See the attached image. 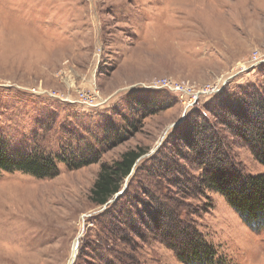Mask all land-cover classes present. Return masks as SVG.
<instances>
[{
  "label": "rangeland",
  "instance_id": "1",
  "mask_svg": "<svg viewBox=\"0 0 264 264\" xmlns=\"http://www.w3.org/2000/svg\"><path fill=\"white\" fill-rule=\"evenodd\" d=\"M259 52L264 0H0V138L15 150L35 144L52 155L96 154L79 168L59 163L55 177L0 175L1 264H70L76 244L72 264H117L126 251L139 264H185L142 224V236L129 230V243L107 238L111 216L142 211L165 196L179 197L217 262L264 264V226L251 228L219 192L173 185L179 176L168 181L150 161L179 143L196 111L213 119L205 106H220L222 96L230 106L235 95L262 92ZM161 79L207 93L185 110L176 93L146 87ZM226 136L245 173L263 174L249 148ZM137 148L145 152L141 169L125 180L119 206L93 203L101 165ZM173 156L192 177L201 172Z\"/></svg>",
  "mask_w": 264,
  "mask_h": 264
},
{
  "label": "trees",
  "instance_id": "2",
  "mask_svg": "<svg viewBox=\"0 0 264 264\" xmlns=\"http://www.w3.org/2000/svg\"><path fill=\"white\" fill-rule=\"evenodd\" d=\"M224 98L225 96L221 97L220 106L216 108L205 106L213 119L198 111L194 112L195 119L186 124L178 138L179 143L169 148L161 157L152 156L150 161L160 168L161 176L167 177L168 181L178 175L179 178L173 180V185H187L192 194L205 190L221 193L243 221L257 230L264 226V173H245L241 163L232 154L226 133L247 146L256 160L264 165V90L245 91L239 96L235 95L230 106L223 104ZM195 106L197 105L192 108ZM182 145L187 148V152H180ZM37 146L34 144L31 148L15 150L5 138H0V175L3 172L23 171L39 178L55 177L59 173L58 164L61 162L72 169L96 161V154L87 158L80 151L62 149L52 155ZM174 153L199 166L201 172L192 177L186 165L174 162ZM144 154L142 148L129 149L118 160L103 163L90 190L91 201L99 206L107 205L105 210L119 206L126 190L112 203L107 202L123 189L124 182L131 176L133 169L134 173L141 169L137 161ZM181 208L182 202L178 196H165V200L159 204L144 206L142 211L123 208L118 215L110 217L107 238L129 243V230L136 236H142L138 229V224H142L185 264H221L213 258L216 254L215 247L206 240L195 220L185 216ZM121 254L125 259L120 258L117 264H139L131 251Z\"/></svg>",
  "mask_w": 264,
  "mask_h": 264
},
{
  "label": "built area",
  "instance_id": "3",
  "mask_svg": "<svg viewBox=\"0 0 264 264\" xmlns=\"http://www.w3.org/2000/svg\"><path fill=\"white\" fill-rule=\"evenodd\" d=\"M256 63H259L261 61H264V54L261 55L260 52L258 53V56H255L254 58ZM172 81L167 79H161L159 83L156 84H148L146 87L149 89H163L167 88L169 91L176 93V97L179 99L181 98L183 100L184 109L188 110L191 109L197 102L199 101V98L204 94L207 93L206 89H200L196 90L193 88H184V86L171 83ZM211 89H214L213 87Z\"/></svg>",
  "mask_w": 264,
  "mask_h": 264
},
{
  "label": "water",
  "instance_id": "4",
  "mask_svg": "<svg viewBox=\"0 0 264 264\" xmlns=\"http://www.w3.org/2000/svg\"><path fill=\"white\" fill-rule=\"evenodd\" d=\"M184 119V115H183V117L179 120V121H177L176 123H174L173 124V126H175V125H177L179 122H181L182 120ZM142 157V156H141ZM140 157V158H141ZM140 158L138 159V161L140 160ZM137 161V162H138ZM134 173V169L132 170V172H131V174L130 175H132ZM126 180H128V178L126 179ZM127 185H128V182L126 181V183L124 184V187H123V189L121 190V191H119L116 195H115V198H112L111 200H109L108 202H107V204L108 203H112L115 199H116V197H118L120 194H122L125 190H126V187H127ZM107 207V205H104L103 206V209H105ZM78 247H77V244H76V248H75V251H74V254L72 255V258H71V260H70V264H72L73 262H74V260H75V258H76V252H77V249Z\"/></svg>",
  "mask_w": 264,
  "mask_h": 264
},
{
  "label": "bare ground",
  "instance_id": "5",
  "mask_svg": "<svg viewBox=\"0 0 264 264\" xmlns=\"http://www.w3.org/2000/svg\"><path fill=\"white\" fill-rule=\"evenodd\" d=\"M88 98H89V97H88ZM1 239H2V238H1ZM22 241H24V240H20V239H19L18 247H16L17 249H15V251H18V248L21 249V246H20V245L23 243ZM0 242L2 243L1 240H0ZM8 242H9V241H8ZM1 243H0V244H1ZM2 245H3V246H1L0 248H1V249H3V247L5 248L6 244H5V243H4V244L2 243ZM7 245L9 246L10 244L7 243ZM8 246H7V247H8ZM10 246H11V245H10ZM16 246H17V243H16ZM11 248H12V246H11ZM75 248H76V247H75ZM13 249H14V248H13ZM3 251H4V250H3ZM3 251H2V252H3ZM21 251H23V252H21ZM21 251H19V255H18V257H19V256H20V257H23V256L25 257V254H27L26 251H28V250L23 249V250H21ZM74 251H75V249H74ZM25 252H26V253H25ZM4 253H5V254H9L7 251H4ZM24 253H25V254H24ZM0 254H1V253H0ZM15 254H16V253H15ZM1 255H2V254H1ZM3 255H4V254H3ZM4 256H5V255H4ZM4 256H1V257H3V259H4ZM6 256H7V255H6ZM13 256H14V255H13ZM28 256H29V255H28ZM1 257H0V259H1ZM24 257H23V258H24ZM23 258H18V259H23ZM3 259H2V260H3ZM5 259H6V260H5L6 263H9L11 258H10V257H8V258L5 257ZM2 260H1V261H2ZM1 261H0V264H1ZM12 262H13V261H12ZM19 263H21V262H19ZM14 264H15V263H14Z\"/></svg>",
  "mask_w": 264,
  "mask_h": 264
}]
</instances>
